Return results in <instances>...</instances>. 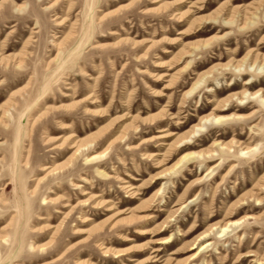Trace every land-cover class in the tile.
<instances>
[{
    "label": "rangeland",
    "instance_id": "1",
    "mask_svg": "<svg viewBox=\"0 0 264 264\" xmlns=\"http://www.w3.org/2000/svg\"><path fill=\"white\" fill-rule=\"evenodd\" d=\"M0 264H264V0H0Z\"/></svg>",
    "mask_w": 264,
    "mask_h": 264
},
{
    "label": "bare ground",
    "instance_id": "2",
    "mask_svg": "<svg viewBox=\"0 0 264 264\" xmlns=\"http://www.w3.org/2000/svg\"><path fill=\"white\" fill-rule=\"evenodd\" d=\"M25 6H26L25 4H22V5H18V4H17V7H18L19 10L23 9ZM71 6H72V4H71ZM107 15H108V13H106V14L104 15V17L107 16ZM104 17H103V18H104ZM64 20H65V19H64ZM60 23H62V22H60ZM3 59H4V58H3ZM3 59H2V60H3ZM169 76H170V74H169ZM172 78L174 79L175 76H172ZM200 81H201V80L199 79V80L193 85L192 90L195 89L196 85H197ZM192 90H191V91H192ZM192 92H193V91H192ZM255 95H256V94H255ZM94 102H95V101H94ZM94 102H93V103H94ZM212 117L215 118L217 121H219V120L225 118L226 116L210 115V116L203 117V118L200 120V123H197V124H195V125L192 127V130L190 131V135H189L186 139H188V138L192 139V138L196 137V136L198 135L197 133H198L199 131H202L204 124L207 123ZM160 132H163V133H162L160 136H158L159 139H164V138H166V137H170L171 135H174V134L172 133V131L162 130V131H160ZM182 140H183V139H182ZM88 144H89V143H87V142H86V143H84V142L76 143V145L74 146V147L76 148L75 153L77 154L79 151L84 150V148L87 147ZM226 145H227V144H226ZM226 145H225V146H226ZM225 146H224V147H225ZM246 149H247V150H250L249 148H246ZM155 155H157V154H155ZM185 155H186V154H185ZM188 155H191V154H188ZM188 155H187V156H188ZM187 156H184L183 158H181L180 161H182V160H183L185 157H187ZM46 168H48V167H46ZM54 169H55V168H54ZM54 169L50 170L48 174L54 172V171H55ZM136 188H137V187L134 186L133 183H129V184H127L126 189H128L127 191H128V193H129V195H130L131 197H136V190H134V189H136ZM57 200H58V198H50V199H49V202L54 203V202H56ZM153 217H155V216L152 215V214H148V215H147V219H152ZM248 217H254V216H253V215H249ZM248 217H247V218H248ZM244 218H246V216H244ZM238 221H239V220H236V221H233V222H227V223L222 227V232H225V231L228 229V227H229L230 225H232V224H236ZM38 245H39V244H38ZM44 246H45V245H44ZM44 246H43V247H44ZM108 250H109V249H107L106 252H107ZM158 251H160V250H159V249H155V250H154V252H158ZM245 255H251V254H245Z\"/></svg>",
    "mask_w": 264,
    "mask_h": 264
}]
</instances>
